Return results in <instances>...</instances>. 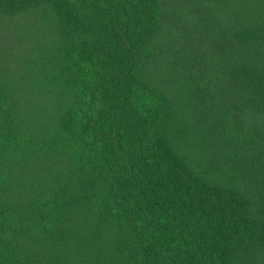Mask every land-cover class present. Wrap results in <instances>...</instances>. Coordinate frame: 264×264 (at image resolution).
Listing matches in <instances>:
<instances>
[{
  "label": "trees",
  "instance_id": "16d2710c",
  "mask_svg": "<svg viewBox=\"0 0 264 264\" xmlns=\"http://www.w3.org/2000/svg\"><path fill=\"white\" fill-rule=\"evenodd\" d=\"M0 264H264V0H0Z\"/></svg>",
  "mask_w": 264,
  "mask_h": 264
}]
</instances>
